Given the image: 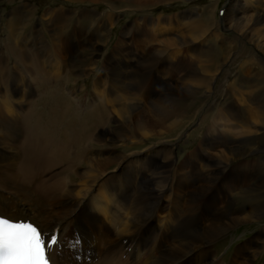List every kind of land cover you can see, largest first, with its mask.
I'll use <instances>...</instances> for the list:
<instances>
[{
  "label": "bare ground",
  "instance_id": "1",
  "mask_svg": "<svg viewBox=\"0 0 264 264\" xmlns=\"http://www.w3.org/2000/svg\"><path fill=\"white\" fill-rule=\"evenodd\" d=\"M63 1L79 16L43 8L30 43L18 26L34 9L0 15V214L56 230L54 264H264V223L214 257L229 230L264 220V0H227L223 24L214 6L154 16L169 0ZM219 71L230 101L190 110ZM89 77L92 97L73 95Z\"/></svg>",
  "mask_w": 264,
  "mask_h": 264
},
{
  "label": "rangeland",
  "instance_id": "2",
  "mask_svg": "<svg viewBox=\"0 0 264 264\" xmlns=\"http://www.w3.org/2000/svg\"><path fill=\"white\" fill-rule=\"evenodd\" d=\"M167 3L169 5H167ZM226 4H227V0H169V1H165V3L163 2L161 4L156 5L157 7L154 6L151 9L150 13L153 12L152 14L155 16V15L161 13L162 11H164L163 14H170V13H174V12H177V11L178 12H181V11L185 10L186 8H190L192 6H193V8L196 7L197 9H202L204 7H207V6L210 8L211 6L212 7L214 6V10L213 11H214V15H215V17L217 19V22H219L220 24H223V19H224L223 17H224V15L223 16L218 15L217 12H216V10L219 7H223V6H224V8L226 6V9H227V5ZM20 5L21 6L24 5L25 6L24 8H26L27 10L34 9V14L32 16H30V18L27 19L28 21L25 20V22H24L25 23V26H23V25H19L18 26L19 27L20 34H23L24 37L26 38L27 42H29V43L34 38V31L36 29H38L41 25H45L46 20L41 15L43 14V12L47 8H50V7H53V8L59 7L60 8L61 7L60 5H62L65 9H67V7H68V9L71 8V7L75 8L77 10V11L75 10V14H74L76 17H78L79 14L81 13V7H80V5H78V4H70V3L67 4V2H65L63 0H14L12 2H9L8 0H1L0 1V6H1L0 7V15L2 14V17H3L2 18V22L3 21H6L9 17H11L10 16L11 12L12 11L13 12L14 11H17L16 10L17 8L15 9V7H18ZM32 5H33V7H32ZM100 9H103V7L100 6ZM138 14H140V13H139V11H136V10L133 12V14L131 13V15L129 17H127L126 14H122V15L120 14L121 15V17L119 18L120 19V23L117 24L116 26H114L113 29H111L112 30L111 32H112V35H113L114 38H112L110 40V42H108V45L105 48L107 50L106 55L108 53V50L112 47L113 42L115 40V37L121 31L122 25L124 23H126L127 21L130 23L134 19L135 16H138ZM33 17H34V20H33ZM39 17L41 19H44V22H42V20ZM37 18H38V20H37ZM87 19L88 18H86V17L81 18V33H79V34H81L80 44L77 43L75 45V47L72 49V51H71L72 53L70 54L71 55L70 57L74 61H78V59L80 58L79 56L84 55L85 53L88 52V50H87V51H84L82 54H80L81 53L80 50H83L84 48L87 47L86 39L90 36V33L92 32V30L90 29V27H88V25H90V24L88 22L89 20H87ZM28 22H29V24H28ZM143 32H145V30ZM228 33L229 32H227L226 34H228ZM129 39H130V41H129ZM99 44H101L102 46H104L102 41L99 42ZM110 45H111V47H110ZM134 45H138V44H135V40L133 39V36H130L127 39V46L128 47L131 46V48H133ZM213 52H214V54L212 53V55L214 57L216 55H219L214 50H213ZM97 58H98V56H95V59H97ZM134 62L135 61H133V64H134ZM224 69H225V67H224ZM132 70L130 71V74L132 73ZM97 71L99 72V73H97V75H101L102 72L106 71V69H104L102 67H98ZM75 73H77V68H74L73 69V76L74 77H75ZM17 74H18V76L22 75L25 78L24 74L22 73V70H17ZM180 74H183V72H180L179 75ZM222 76H224L223 72L222 71L221 72L219 71L216 74V76H214V80H212V82H211L212 84H210V87H211L210 90L212 91V93L206 98L205 97V92H204L206 89H202L201 90V95H198L196 97L195 101L193 100L194 103L189 107L190 110L191 109H194L196 106H203V103H200L202 100L206 101V104H211V106L213 107L212 108L213 110L216 109L218 107V105H220V104L222 105V104H224V102H229L230 101L229 98L226 99L225 92H224V89L222 87L215 90V88H216V86L218 84V81L221 79ZM91 79L92 78H90V77L88 79L81 78L77 82H72V84H73L72 86H71V82H69L68 83V87H69V89H71L73 91V95L74 94L77 95V96L78 95H81V99H83V98H85L87 96L90 97L91 95L89 93H90ZM24 83L25 82H23V84ZM84 83H85L86 86H85V89L82 90L80 88V86L83 85ZM30 86L34 88V85H33V83L31 84V82H30ZM219 90L221 92H219ZM32 92H33V94H35L36 89H33ZM219 102H220V104H219ZM191 125H189V128L191 127ZM183 148H184V146H182V145L178 148V150H177L178 154L179 153H183L184 151H186V149H183ZM259 155L264 157V151L263 152H260ZM245 158L248 159L247 156L246 157H243V159H245ZM261 169H262V167H261ZM263 176H264V171H262V173H261V177H263ZM262 223H264V220L263 219L259 223L243 224V225H241V227L238 226L236 229L229 230L225 234V237H226V240L227 241L226 242L220 241L215 246L216 253H214V257L215 258L224 259L225 262L228 261V258H229V255L231 253V250H233V248L236 247V246H240L249 237H252L256 233V231L258 230V228L261 226ZM155 228L156 227L153 225V230ZM123 243H125V242H123ZM123 258H125V257H123ZM261 258L262 257L256 259V261H253V264H260Z\"/></svg>",
  "mask_w": 264,
  "mask_h": 264
},
{
  "label": "snow or ice",
  "instance_id": "3",
  "mask_svg": "<svg viewBox=\"0 0 264 264\" xmlns=\"http://www.w3.org/2000/svg\"><path fill=\"white\" fill-rule=\"evenodd\" d=\"M225 11L226 6L220 15ZM79 243L77 238L73 247ZM59 244L55 231L49 234L34 222L0 214V264H54L51 253Z\"/></svg>",
  "mask_w": 264,
  "mask_h": 264
}]
</instances>
